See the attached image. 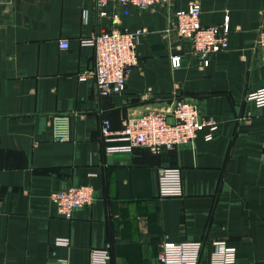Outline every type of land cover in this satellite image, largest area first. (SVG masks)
Wrapping results in <instances>:
<instances>
[{
  "label": "crops",
  "instance_id": "1",
  "mask_svg": "<svg viewBox=\"0 0 264 264\" xmlns=\"http://www.w3.org/2000/svg\"><path fill=\"white\" fill-rule=\"evenodd\" d=\"M194 1L202 24L228 26L227 48L205 66L187 40L167 31L170 12ZM106 10L99 15L95 0L0 5V264H90L91 249L107 243V264H163L162 239L201 241L199 264H213L214 240L235 247L236 264L264 261V106L245 97L264 86L255 49L264 0ZM112 25L143 31L124 90L102 94L84 74L94 49L82 40ZM173 54L181 58L176 68ZM176 98L192 100L217 127L160 152L107 149L124 141L103 138L105 119L119 130L129 115ZM161 167L181 170L182 195L159 196ZM79 185H90L94 200L61 216L50 194Z\"/></svg>",
  "mask_w": 264,
  "mask_h": 264
},
{
  "label": "built area",
  "instance_id": "2",
  "mask_svg": "<svg viewBox=\"0 0 264 264\" xmlns=\"http://www.w3.org/2000/svg\"><path fill=\"white\" fill-rule=\"evenodd\" d=\"M9 0H0V5ZM98 13L106 16L109 3L117 7L135 6L148 8L156 4L169 3L171 0H95ZM201 8L197 1L187 8L176 9L169 14L168 32H175L180 38L190 43L191 52L198 56L202 65H207L209 56L228 46L227 24H202ZM141 28L129 30L119 26H110L108 30L93 34L82 40L94 49L93 66L85 75L91 76L102 94L121 93L126 85L130 70L138 64L136 46ZM61 47H68V40H59ZM255 49L264 60V24L257 30ZM179 55H171V65L180 66ZM246 99L264 106V86L246 94ZM209 132L217 127L212 116L200 112L196 104L188 98H176L167 106L149 107L139 113L131 114L123 121L122 128L112 130L110 121L105 119L101 128L102 136L107 141H124L122 144L109 145V151H131L133 147L144 146L153 152L170 149L179 144L194 141L201 128ZM55 135L60 140L67 139L66 129L55 126ZM210 133L207 134L209 138ZM159 196H180L183 194L181 170L176 167H161L158 170ZM95 198L94 189L90 185L67 186L53 191L50 199L56 204L61 216L70 218L72 213ZM56 243L67 244V240L57 239ZM213 264H236L235 247L224 240L213 242ZM110 244L90 251V264H107ZM201 241H172L162 239L159 242L157 259L163 264H199L198 257ZM46 264H68L62 260H49ZM253 264H264L255 262Z\"/></svg>",
  "mask_w": 264,
  "mask_h": 264
}]
</instances>
